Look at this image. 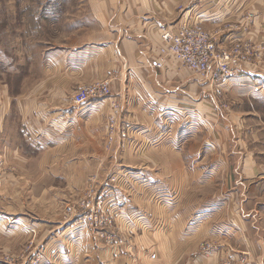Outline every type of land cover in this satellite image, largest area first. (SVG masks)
<instances>
[{"label":"crops","instance_id":"obj_1","mask_svg":"<svg viewBox=\"0 0 264 264\" xmlns=\"http://www.w3.org/2000/svg\"><path fill=\"white\" fill-rule=\"evenodd\" d=\"M84 1L86 20L81 21V26L87 28L80 43L71 40L41 52L38 76L32 87L27 81L30 74L22 78L16 94L6 83L0 87V132L4 127L20 128L22 137L29 141L27 145L34 142L42 151L38 158L42 167L38 170L40 178L53 179V185L41 186L43 197L39 196V200L44 207L63 209L83 191L86 200L82 203H86L95 194L88 196L87 178H119L128 174L136 177V169L147 171L144 168L149 163L157 169L148 174L163 177L168 185L174 176L187 177L190 171L184 165L183 148L189 140L183 137L184 127L180 138L169 133L179 121L189 120L190 113L199 119L203 114L214 120L217 132L212 130V134L224 151L228 131L234 127L239 132L237 145L243 149L238 158L241 174L264 175V166L257 163V151L245 145V117L240 112H252L247 104L251 100L264 102V72L253 64L234 63V74L225 84L223 94L230 101L228 114L215 116L217 105L212 86L172 54L163 53L165 45L161 38L163 31L175 32L185 22H201L212 32L226 23L239 26L250 11L254 18L248 37L256 42L264 40V0ZM238 32L224 30L218 44L229 46L231 36ZM156 62H161V66L157 67ZM100 80L109 84L107 98L73 104L74 89ZM112 102L122 105V139L120 135L108 136L107 120L115 112ZM206 112L210 114L205 115ZM203 134L198 132L202 144ZM199 142L198 137L194 144ZM217 157L222 163L227 155L221 153ZM24 161L21 169L6 174L7 188L28 186L30 169L24 168ZM3 165L4 162L0 163ZM110 184L104 190L103 207L112 222L102 234L94 228H76V218L70 217L68 222L60 214L38 223L48 227L43 246L38 242L39 252L46 256L42 264H225L221 259L235 264L238 251L242 250L250 252L254 264H264V238L247 231L238 217L223 234L218 228L207 232L209 227L204 223L191 236L189 232H179L168 217L150 214L143 218L129 212L126 207L130 205L114 201L118 188L123 194L126 186L121 179ZM58 185H63L65 191ZM51 193L55 196L51 197ZM22 219L28 224L37 223ZM196 221L200 225L205 219ZM207 237L221 240V246L205 255L198 247Z\"/></svg>","mask_w":264,"mask_h":264},{"label":"rangeland","instance_id":"obj_2","mask_svg":"<svg viewBox=\"0 0 264 264\" xmlns=\"http://www.w3.org/2000/svg\"><path fill=\"white\" fill-rule=\"evenodd\" d=\"M84 4V0H0V87L6 83L16 94L20 91L22 78L29 74L27 81L32 87L38 76L41 52L51 47L59 48L71 40H74L75 44L80 43L86 36L87 28V26H81V21L86 20L83 11ZM212 94L217 105L214 115L228 114L227 107L230 106L228 97V100L225 97L219 99L214 96L213 91ZM108 96L91 100L104 99ZM244 100L241 101L244 102ZM221 101L227 107L219 105ZM113 104L119 105L120 110L115 109ZM247 104L251 106L252 112L240 111L245 117L243 118L244 126H242L245 132L244 142L245 145L257 151L256 155L260 156L257 163L264 166V102L251 100ZM111 107L115 112L107 120L108 136L110 137L111 118H113L116 119L117 127L112 130V134L120 135L122 139L125 134L120 122L122 105L120 102H112ZM209 114L206 112L205 115ZM189 117V120L175 124L173 131L169 133L175 138H180L181 131L184 130L183 137L189 140V145H184L183 148L185 151L183 153L184 165L190 171L187 177L174 176L172 183L168 185L163 177L148 174L157 169L154 164L149 163L145 168L143 167L147 171L139 170V167L136 169L138 172L136 177L128 174L119 178L116 176L87 178L90 180L87 183L88 188L90 187L88 196L95 193L94 199L89 198L90 201L82 203L86 200L83 191L75 202H71L60 210L49 206L44 207L43 202L39 200V196L43 197L40 193L43 191L41 186L53 185L51 177L40 178L38 173V170L42 168L38 163L42 151L34 142L27 145L29 141L22 137L20 128L15 130L10 126L8 129L4 127L0 132V159H3L0 163L4 162V165L0 166V264L44 263L46 256L39 252L38 246V242H41L43 246L45 236H48L46 231L48 227L38 224L43 218L57 214L67 218L68 222H70V217L76 218L74 224L76 223L75 226L79 229L100 227L99 225L93 227L92 219L88 220L85 216L100 219L108 215L103 207V197L106 193L104 190L118 179H121L126 187H123L125 190L123 194L118 188V193H115L116 197H114L115 203L130 205L126 207L127 210L131 213H138L143 218L149 217L150 214L168 217L179 232H189L192 236L196 232L194 229L204 223L208 224L207 232L211 228L216 230L218 228L223 234L229 227H233L234 218L238 217L245 224L247 231H254L264 238V175L244 177L241 174V162L238 158L243 149L239 148L236 141L239 132L236 133L234 127L230 128L228 140H225L228 145L224 151L220 149L221 145L215 141L212 134V130L217 132L213 127L214 120H209L203 114L200 115V119L193 113H190ZM246 131H249L247 136ZM198 132L204 133V144ZM198 137L200 142L194 144ZM221 153L227 155L222 163L217 157ZM22 159H25L24 168L30 169L27 178L28 186L19 185L14 186L13 189L7 188L6 181L9 179L6 174L21 169ZM57 187H60L62 192L65 191L63 185ZM46 196L49 199V194ZM50 196L55 195L51 193ZM131 198L134 200L132 201ZM111 202L113 203L112 200ZM22 217L37 222L34 224L37 225L28 224L23 221ZM196 218H203L205 222L197 225ZM215 224L217 227H214ZM104 228L107 227L103 225L101 229ZM233 229L237 231L236 228ZM94 231L97 232V230ZM220 241L207 237L199 243L198 251H202L205 255L216 252L220 249ZM222 262L233 264L230 260L221 259ZM234 263L254 264L247 250L238 251Z\"/></svg>","mask_w":264,"mask_h":264},{"label":"built area","instance_id":"obj_3","mask_svg":"<svg viewBox=\"0 0 264 264\" xmlns=\"http://www.w3.org/2000/svg\"><path fill=\"white\" fill-rule=\"evenodd\" d=\"M254 14L247 12L244 16V22L239 26L231 23L224 24L221 29L209 31L201 22H185L183 25L172 32L165 30L161 34L165 49L163 53L168 52L178 59L184 66L193 72H196L202 78L206 79L212 86L215 97H223L225 84L233 76L234 63L253 64L264 72V40L258 42L248 37L250 26H252ZM237 29L238 33L230 38L229 46L223 47L218 44V38L223 35V31ZM244 35L246 37L244 38ZM160 67L161 62H156ZM110 89L107 81H97L80 86L71 96L75 105H82L91 99L100 98L109 95ZM222 107H227L222 101L219 103ZM115 109L120 110V106L113 104ZM117 127L116 119L111 118L110 138L113 136L112 130ZM105 217L85 216L88 220L92 219L93 227L99 233L101 227H108L112 218L109 213ZM83 222L82 220L80 221ZM102 234V232H100Z\"/></svg>","mask_w":264,"mask_h":264}]
</instances>
